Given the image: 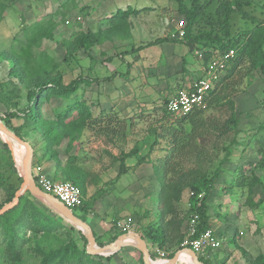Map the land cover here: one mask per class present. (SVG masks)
<instances>
[{
  "label": "trees",
  "instance_id": "trees-1",
  "mask_svg": "<svg viewBox=\"0 0 264 264\" xmlns=\"http://www.w3.org/2000/svg\"><path fill=\"white\" fill-rule=\"evenodd\" d=\"M172 1L177 3L178 13L182 14L186 20L183 36L157 38L145 46L168 41L183 43L190 48L200 44L202 65H206L214 55H221L231 49L234 51L233 56L225 62L223 76L208 92L205 110L196 109L189 114L177 116L165 108L163 114L153 119L146 129V133L152 137L149 143L151 150L159 147L162 155L153 161L155 179L159 184L158 211L154 213L153 219L148 224L150 226L148 232L143 233L142 236L159 249H170L176 245L178 250L183 248L181 243L184 238V232L181 231L184 219L178 208L183 192L189 191L188 204L191 214H198L197 232L209 227L206 201L210 190L215 187L216 180L220 176L217 169L212 174H208L205 169V164L212 159L213 155L209 152L217 150L219 141L227 137L230 132L236 131L239 113L235 109L234 98L243 92L241 88L243 78L256 71L264 82V19L250 14L243 8L244 4H249L246 0H221L216 9L217 27L194 32L193 27L199 16L200 6L206 4L195 2L192 6H186L183 0ZM137 12L138 10L129 6L124 10H117L109 18L108 27H100L101 30L97 32H80L66 42V52L71 54L79 49L88 50L113 35L119 38L126 37L130 31L128 18ZM233 13L239 14L244 20L251 21L253 26L244 30H231ZM54 29L55 23L51 18L36 21L24 29L25 44L17 55L19 68H15L13 63L9 74L15 75L26 87L27 105L24 108H18L14 104V107L4 112L1 120L23 139L22 132L25 129L39 133L43 140L42 155L48 160L56 159L59 163L61 152L57 149L62 147L63 155L61 156L65 158V164L60 170L63 180L75 183L82 193L81 202L73 208V212L86 220V214L92 211L98 193L90 199H84L86 188L92 181L89 172L79 164L78 153L87 141L85 137H103L106 143L124 141L128 128L135 125L137 121L127 122L116 111L108 108L100 109L97 114H93V103L82 96L78 97V91L81 85L98 82L99 79L77 76L65 83L61 71L52 61L44 59L37 62L32 59V49L37 47L43 39H52ZM145 46H139L135 50ZM0 57H3L1 52ZM102 79L109 80L110 76ZM52 97L73 98V100L57 111L53 117L44 116L41 107ZM207 110L210 112L207 113ZM13 118H22L23 123L14 126L11 122ZM209 142L211 149L208 146ZM232 142L234 143L235 140L233 139ZM4 147L8 148L6 143ZM223 147L225 149L223 161H227L230 159L232 150L229 144ZM140 148L141 146L134 145L128 152L121 153L118 175L123 171L124 158L135 155ZM259 152V159L254 166L264 170V149L260 148ZM188 163L191 166L184 167V164ZM237 169L238 174L234 177L236 185L246 187L248 193L246 201L250 206H257L258 203L253 204L251 195L253 187L262 184L261 178L252 172L244 174L241 167H236L235 170ZM15 171L12 160H10L7 174L0 171V185L7 191L4 200L0 203V208L13 199L22 181L19 175L12 179V172ZM30 196L29 192L20 195L17 203L0 215V228L3 232V239L0 242V251H2L0 264H22L19 229L39 233L49 232L63 225L59 216L46 212ZM157 216H159L160 224L156 220ZM69 230L73 231L74 227L70 226ZM78 232L86 244L85 236L80 230ZM124 232L119 231L118 234ZM99 245L103 244L99 243ZM174 252L168 253L167 257H172ZM40 254L42 257L39 264H52L58 256L64 259L63 264H110L112 256L88 254L85 246L80 247L72 237L65 245L49 251H40ZM199 259L205 264L203 257L199 256Z\"/></svg>",
  "mask_w": 264,
  "mask_h": 264
},
{
  "label": "rangeland",
  "instance_id": "rangeland-1",
  "mask_svg": "<svg viewBox=\"0 0 264 264\" xmlns=\"http://www.w3.org/2000/svg\"><path fill=\"white\" fill-rule=\"evenodd\" d=\"M183 1L186 6H192L195 2L206 4L205 6H200V13L193 27L194 32L200 29L207 30L217 27L218 16L216 9L221 0ZM246 1L249 4H244L243 8L250 14L264 19V0ZM128 5L132 8L152 7V10H142L139 14L131 15L132 28L134 29L133 41H127L124 36L120 38L123 40L118 39V37L113 39L115 42H112V37H109L88 50L79 49L71 54L66 52V42L72 40L80 32H97L101 30L95 24L97 20L105 19L103 16H109L111 11H115L118 7L124 9ZM22 6H25L24 9L29 8V6H42L41 8L45 6L46 11H44L45 14H43L42 20L51 18L55 23L53 38L43 39L37 47L32 49V59L34 61L38 62L44 59L52 61L57 66V69L61 71L65 83L77 76L99 79L97 80L98 82L93 81L90 85H81L78 97L83 96L93 99L98 96L107 102L111 97L115 83H122L123 79L128 80L127 76L133 77L134 71H137L138 74H149L151 79H153L152 84L156 85L153 88L154 91L146 95L144 87L147 82L141 77L130 81L129 86L139 89L138 91H144V96L148 97V99L144 100L138 99L142 97L137 96V106L133 104V106L131 105L133 108H125V113L123 114H131L133 119L135 117L140 118L132 127L131 134L129 133L128 138L124 141L118 140L113 143H106L103 137L86 136L87 141L83 145V152L86 154L93 153L97 148L99 149L105 145L109 146V148L119 147L118 149L120 150H130L134 145H138L141 148L148 147L149 155L156 154L158 156L161 152L158 149L159 147H154L151 150L149 146L152 137L146 133L148 124L157 116L163 114L165 100L176 89L187 86L198 78L200 72L190 71L184 66V63L181 65L179 63L177 65L168 63L165 70L167 81H162L160 80V75L163 73L159 71V68L165 67V64L162 63L164 58L159 51L152 52L153 55L150 58L146 56L149 61L148 65L138 66L137 70H135V59L137 58L134 55L140 53V50L143 51V47L135 50L139 46H145V44L157 38L171 36L177 29L179 21H184L183 26L186 25L185 17L177 11V3L172 0H0V52L3 55V57H0V118L4 116L3 114L8 108L14 107V104L18 108H24L27 105L26 87L15 75L9 74L13 63H15V68H19L17 55L20 52V48L25 44L24 29L30 26V24L25 23V17H22ZM106 6L109 7L106 8ZM90 14H92L91 18ZM97 16H99L98 19ZM161 18L164 19L165 25L162 26V30L158 28L159 31L155 32L156 30L154 29H156ZM231 23V30L234 31L244 30L253 26L251 21L244 20L237 13L231 15ZM105 26L102 28H106ZM175 45L180 46V43H175ZM167 46V42H164L161 45L153 46L151 50H164ZM182 46H180L181 49L187 52V45L183 44ZM201 48V45L197 44L192 49L194 51ZM193 56L194 59L197 58L199 61L196 54L193 53ZM182 66L184 70H181ZM109 76V80L102 79ZM143 85L145 86L142 87ZM116 86L125 88L124 86ZM119 88L114 90L115 96L119 95L118 90H120V95L123 93L124 89ZM241 88L243 92L234 98L235 109L239 113V123L236 131L230 132L227 137L220 141L218 140L217 150L209 152L213 154L212 159L205 164L208 174H212L215 169L220 173L216 180L214 191L208 196L209 206L207 207V213L211 221V227L222 240L221 248L214 252L213 250L211 253L209 252V258L204 259L205 264H264V170L254 166V163L259 159L260 148L264 149V82L261 76L256 71H253L243 78ZM135 95L137 94L135 93ZM72 100L73 98L52 97L49 101L43 103L41 111L44 116L53 117L57 111L63 109ZM99 110L98 108H93V114H97ZM208 112L210 110H207ZM11 122L14 126H18L23 123V119L13 118ZM22 133L24 139L31 145L33 144L42 154L43 140L41 135L26 129ZM233 139L235 140L234 143L232 142ZM5 143L0 137V171L3 174H7L10 160H12L16 168V171L12 172V179H14L16 175L20 176V171L13 158V152L15 158L19 159L23 156L24 148L10 140V144L6 143L8 147L6 149L4 147ZM228 144L232 154L229 160L223 161L225 157L223 146ZM208 146L211 149L210 142ZM61 148L59 150L61 155H63ZM188 166H191L190 163L184 164V167ZM236 167H241L244 174L252 172L261 178L262 184L254 186L251 195L253 204L258 203L257 206H250L246 201L248 196L246 187L236 185L234 180L235 174H238V169L237 171L235 170ZM153 190L155 193L150 198L154 205V210L152 211L157 213L158 200L156 189L154 188ZM6 194V188L0 185V203L4 200ZM188 196L189 191L185 190L178 204L180 215L184 219L183 222L187 221L191 214ZM30 197L46 212L59 216L39 198L32 195ZM59 217L62 219L63 225L49 232L34 233L23 228L18 230V234L21 237L19 248L22 254V264H39L42 257L40 251H49L63 246L70 237L74 238L80 247H86L78 229L73 226L74 230L70 231L69 227L72 225L61 216ZM151 217L153 216L151 215ZM148 218L149 216L136 212L120 221L131 220L133 223L132 229L139 231V234L142 235L149 230L150 226L148 224L150 221H148ZM156 220L160 224L159 216H157ZM184 230L181 229L182 232ZM116 231H120L117 226ZM0 235L1 242L3 239L1 228ZM147 241L149 242V239ZM176 248L177 246L175 245L170 249H159L156 245H151L150 252L155 259L158 256V250L168 254L176 251ZM142 261V254L139 251L127 264H143ZM180 261L178 264H187L181 259ZM62 262H64V259L62 256H58L52 264H63ZM121 264L126 263L122 262Z\"/></svg>",
  "mask_w": 264,
  "mask_h": 264
},
{
  "label": "crops",
  "instance_id": "crops-1",
  "mask_svg": "<svg viewBox=\"0 0 264 264\" xmlns=\"http://www.w3.org/2000/svg\"><path fill=\"white\" fill-rule=\"evenodd\" d=\"M107 4L110 5L111 3H107ZM128 6H126L124 9H126ZM24 7L25 6L21 7L23 9L22 17L23 18L25 17V23L27 24H32L36 21L42 20V17L44 16L43 14H45L44 11H46L45 6H43V8H41L42 6H29V8L27 9H24ZM108 7L109 6H106V8ZM142 8H147L148 10H152V7H146V6H143L141 8H134L138 10L136 14H139V12L143 10ZM124 9L118 7L115 11H111V14L109 16L108 15L103 16V18L105 19L97 20V21L95 20L96 26L104 27L106 25L105 27H108L109 18L113 16L117 10H124ZM147 9H144V10H147ZM91 17H92V14H90V18ZM130 17L131 15L128 18V21L130 23V31L128 35L125 37L127 41L128 40L133 41L132 39L134 35V29L132 28V23H131L132 19ZM98 18L99 16H97V19ZM164 23H165L164 19L161 18L160 22H158L156 26V29H154L156 30L155 32H158L160 29L162 30L163 28L162 26L165 25ZM114 38H118V37L113 35L112 42H115L113 40ZM120 40H123V39H120ZM162 43L164 42H161L155 45L156 46L161 45ZM175 43L179 44V42L168 41L167 42L168 46L164 50L162 49L161 50L160 49L151 50V48H153V46L155 45L143 47L142 48L143 51L140 50L139 51L140 53H136L134 55V57L137 58V59L134 58L136 60L135 70H137L138 66H142V65L147 66L149 61L146 58V56L150 58L153 55L152 52L155 53V51H159V53L162 54L164 58L162 63L165 64V67L159 68V71H162L163 73L160 75L161 77H163V78L160 77V80L167 81V78H165V76H167V73L165 72V70H166V66L168 63H170L171 65L173 64L177 65L178 63L181 65L182 63H184V66L190 71L193 70V71L200 72L199 73V76H200L202 72L201 67L203 65L201 64L200 59L198 61L197 58L195 59L193 58L194 57L193 49L187 46L188 50L187 52H184L181 49V47H183L182 46L183 43H180L181 47L178 45H175ZM160 54L158 55L160 56ZM136 64H139V65H136ZM181 70H184L183 66ZM133 73H134L133 77L127 76L128 80L123 79L122 83H119V82L115 83V85L113 86L111 97L108 99L109 102L103 101L98 96H96V98H93V99L91 98L88 99L83 96L82 98H84L88 102L93 103V108L112 109L118 112L119 116L125 119L127 122L132 121L134 123V121L136 122L139 120L138 117L137 118L135 117L133 119V116H131V114H123L125 113V108L132 107L133 104L137 106V99H136L137 96L142 97L138 99H144V100L148 99V97L144 96L145 95L144 91L143 92L138 91L139 89L129 86L130 81H132L134 78L141 77L145 82H147L146 86L145 85L142 86V87L145 86L144 89H146V95H149L152 91H154L153 88H155L156 85L152 84L153 79H151L149 74H145V75L138 74L137 71H134ZM116 85H119L121 87L124 86L125 88H119ZM118 88L124 89V91L120 95V90H118L119 95L115 96L114 90ZM135 93L137 95H135ZM132 127L128 128L127 136L129 135V133L131 134L130 131L132 130ZM105 146H102L99 149L97 148L95 152L93 153L91 152L88 154L84 153L83 152L84 149L82 148V150L79 151L78 153V155L80 156L79 164L81 165L82 168L86 169L89 172L90 180H92L86 188L84 199H90V197L97 195L98 193V197L93 204V209L90 213L86 214V220H85L92 228L97 238L96 241L98 244L99 243L107 244L113 241L119 235L118 234L119 232L116 231V226H118L117 225L118 222H122L120 220L127 218L129 215L135 214L137 212L139 214L149 216L150 219L148 218V221H151L153 219L151 215L153 216L154 214L152 211L154 210L153 208L154 205L150 198H151V195L155 193L153 190L154 188L156 189V195H157V192L159 190V184L155 179L152 160L162 155V152L160 151H158L160 152L158 156L156 154L149 155L148 147L140 148L139 151H137L135 155L124 158L123 171H121L122 173L118 175L119 170H120V166H119L120 165L119 163L120 155L123 151L126 153L129 150L127 149L120 150L118 149L119 147L118 148L115 147L116 148L115 149V148H109V146H106V147ZM32 147L34 150L32 162L40 165L45 175L49 177L50 179H52L53 181H61L63 177H62L60 169L65 164V158L59 155V163L56 161V159L48 160L42 154H40L39 150H37V148L33 144H32ZM57 150L60 151L59 149ZM213 189L210 190L209 195L212 194V192L214 191ZM206 204L208 207L209 206L208 197H207ZM208 222H209V225L211 226L210 218ZM185 228H186V221H184L181 226L182 230ZM135 232L139 233V231H135ZM145 242L150 251V244L147 241V239H145ZM218 249L213 250V252ZM136 252H139V249L135 246L134 243L128 242L125 245H123L118 251H116L113 254H110L112 255L110 258V264H121L122 262L127 264L129 260L132 259L136 255ZM210 253L207 255L206 259L209 258Z\"/></svg>",
  "mask_w": 264,
  "mask_h": 264
},
{
  "label": "built area",
  "instance_id": "built-area-1",
  "mask_svg": "<svg viewBox=\"0 0 264 264\" xmlns=\"http://www.w3.org/2000/svg\"><path fill=\"white\" fill-rule=\"evenodd\" d=\"M68 23V21H66ZM183 23L179 21L177 29L171 34V37L183 36ZM194 53L202 61L201 49L194 50ZM234 51L228 50L221 55H214L206 65L201 67V75L187 86H183L175 90L167 99L165 108L167 111L180 116L186 115L190 112L207 108L206 98L208 92L214 87L216 82L223 76L225 72V62L233 56ZM31 176L34 183L44 192L53 194L71 211L81 202V189L72 181L61 180L53 181L45 175L40 165L32 162ZM202 196V194H200ZM198 214H191L186 221V228L184 230V238L181 243L183 248H190L197 256L204 259L211 250L220 248L222 240L216 231L211 227L197 232V225L199 222ZM120 231H134L132 229L133 223L131 220H124L117 224ZM196 234H198L196 236ZM155 259L165 261L168 259L167 253L158 250V256Z\"/></svg>",
  "mask_w": 264,
  "mask_h": 264
},
{
  "label": "water",
  "instance_id": "water-1",
  "mask_svg": "<svg viewBox=\"0 0 264 264\" xmlns=\"http://www.w3.org/2000/svg\"><path fill=\"white\" fill-rule=\"evenodd\" d=\"M0 133L4 134L8 139H11L14 143L24 147V169L23 172H20L22 181L18 189L16 190L13 199L0 208V215L12 208L17 203L20 195L24 194L25 192H29L32 196L39 198L47 205H49L65 221H67L72 226L76 227L82 232V234L86 238L87 243L85 250L88 254L108 256L118 251L123 245H125L129 241H133L132 243L135 244V246L139 249L142 254V260L144 264H178L179 262H181L180 255L182 253L189 256L193 264H203L197 254L190 248H181L176 250L172 257L168 258L165 261H159L157 259H154L147 247L143 236L135 231H127L121 233L113 241L107 244L99 245L96 241V237L92 228L85 220L81 219L79 216L74 214L73 211L66 207V205L53 194L44 192L34 183L31 176V165L34 153L32 145L27 140L19 137L1 120V118ZM5 142L8 143L7 141ZM13 158L15 160L14 152Z\"/></svg>",
  "mask_w": 264,
  "mask_h": 264
},
{
  "label": "bare ground",
  "instance_id": "bare-ground-1",
  "mask_svg": "<svg viewBox=\"0 0 264 264\" xmlns=\"http://www.w3.org/2000/svg\"><path fill=\"white\" fill-rule=\"evenodd\" d=\"M0 137L2 138V140L7 141L9 143V141L11 139H8L4 134L0 133ZM10 144V143H9ZM11 146V145H10ZM12 148V146H11ZM24 148V147H23ZM13 149V148H12ZM18 169L20 172H23L24 169V165H23V160H24V153L23 156L19 159L15 158ZM129 242H133V241H129ZM180 259L183 260L185 263L187 264H193L192 260L189 258V256H187L186 254L182 253L180 255Z\"/></svg>",
  "mask_w": 264,
  "mask_h": 264
}]
</instances>
